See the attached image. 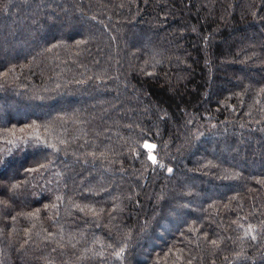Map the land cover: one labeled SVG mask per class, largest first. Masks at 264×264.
Instances as JSON below:
<instances>
[{
	"label": "trees",
	"instance_id": "16d2710c",
	"mask_svg": "<svg viewBox=\"0 0 264 264\" xmlns=\"http://www.w3.org/2000/svg\"><path fill=\"white\" fill-rule=\"evenodd\" d=\"M261 181L264 0H0V264H264Z\"/></svg>",
	"mask_w": 264,
	"mask_h": 264
},
{
	"label": "snow or ice",
	"instance_id": "6c2138e0",
	"mask_svg": "<svg viewBox=\"0 0 264 264\" xmlns=\"http://www.w3.org/2000/svg\"><path fill=\"white\" fill-rule=\"evenodd\" d=\"M37 139H39V137H37ZM50 147H53L54 149L56 148L55 145H50ZM144 147L147 148V149L149 150V153H148L147 159H148V161L151 162V165L156 166V167H159V168H165V167H166V165H165L164 163L160 162V161L158 160L157 156H156L155 154H153V150L157 148V145H155V144H150V143H147V142H146V143L144 144ZM57 150H58V149H57ZM137 155H139V154H137ZM26 171L31 172V171H34V169H26ZM167 171H168V173H172V172H173V169H172L171 167H167ZM261 183H264V181H261ZM16 187H18V185H13V188H16ZM81 210L83 211V209H81ZM38 211H39V210H37V212H38ZM13 219H15V218H13ZM241 227H243V226L241 225ZM253 232H254L253 227H252L251 225H249V226H248V229L245 231V235L247 236V235H250V234H251V238H252L253 240H255L257 237H256V235L252 234ZM211 243H212L213 245H216V244H217V241H216V240H212ZM125 247H126V246H125ZM125 247H121V248L119 249V251L115 252V256H116L117 258H123L124 253H125ZM100 255H102V253H100Z\"/></svg>",
	"mask_w": 264,
	"mask_h": 264
}]
</instances>
